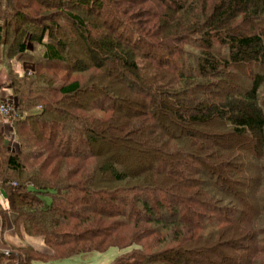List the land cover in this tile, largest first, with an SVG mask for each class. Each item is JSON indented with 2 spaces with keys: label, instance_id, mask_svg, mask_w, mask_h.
Instances as JSON below:
<instances>
[{
  "label": "trees",
  "instance_id": "obj_1",
  "mask_svg": "<svg viewBox=\"0 0 264 264\" xmlns=\"http://www.w3.org/2000/svg\"><path fill=\"white\" fill-rule=\"evenodd\" d=\"M77 1L102 11V0ZM159 2L162 12L125 30L123 20L114 25L120 13L111 7L115 16L89 21L66 12L78 30L71 59L50 25L29 33L43 45L46 61L97 71L57 88L50 85L55 78L41 77L42 103L12 85L23 100L12 116L21 149L10 151L0 134L1 235L11 218L20 234L42 238L51 253L11 245L9 254L0 250V264L51 262L110 247L126 249L110 264H240L242 254L235 259L223 248L254 233L260 212L242 209L232 170L244 166L246 143L264 150V76L254 75L251 86L238 91L227 69L264 64V0ZM189 42L201 49L193 67L181 48ZM52 90L60 98L46 94ZM23 122L31 135L18 129ZM28 146L34 157L44 156L40 162L23 161ZM258 248L264 254V246Z\"/></svg>",
  "mask_w": 264,
  "mask_h": 264
},
{
  "label": "rangeland",
  "instance_id": "obj_2",
  "mask_svg": "<svg viewBox=\"0 0 264 264\" xmlns=\"http://www.w3.org/2000/svg\"><path fill=\"white\" fill-rule=\"evenodd\" d=\"M9 1L11 2V5L7 6L6 2ZM159 1L160 0H102L97 3L100 7L99 9L102 7V11L95 12L97 7H93V10H91V7L84 8L78 4L77 0H0V23L4 24L3 19L5 18L7 23L9 22L8 25L4 24L6 25V32L4 33L5 39L4 42L0 44V101L7 102L14 108L15 111L16 105L23 101L14 93L15 87L20 88L22 92H25L27 97H32L33 103H42V101H40V95L43 94L42 87L46 84L44 85L42 83L43 80L41 77L50 76L55 78L56 80H53L54 82H50V85L54 83L55 85L53 84L52 88H57L61 83H68L74 79H79L82 82L87 81L90 74L97 71L94 68H90L88 72H76L71 69H67V66L69 65L68 62L62 63L58 61H46L43 57V45L31 41L29 39V33L38 35L42 26L50 25L54 31L55 38H60L62 46V43L66 44L64 49L65 51L63 50L62 53L67 59H71V57H73V55H75L79 49V41L75 40L76 31L78 30L68 19L65 14L66 12L81 15L89 21L91 19L94 20L95 16L98 15H100V18H104L107 15L115 16V14H108V10L110 11L109 8L111 7L114 13H116V11L120 13V15H118L119 20L116 21L114 25L117 27L118 23H121L123 20L125 30V26L132 27L136 22L143 23V21L146 20L150 21V19L147 18L148 13L159 11L162 12L163 8ZM134 17L137 18L134 19ZM20 43L26 44V50L24 52L19 50ZM181 48L186 52L183 54L185 55L186 61L190 60V63H192L190 66H195L194 63H196L197 60L194 58V56L201 51V49L196 46V42H189V44L183 43L181 44ZM215 48L219 49V51H221L223 54L226 51L225 49L222 50L221 47L219 48L218 46ZM175 57H173V59L176 60ZM227 70L230 71V77H232V81L234 79V84L238 85V91L250 87L252 77L254 75L258 74L264 76V64L259 65L257 63H250L247 66L234 65ZM12 85L14 87H12ZM230 85L233 86V84ZM231 86L229 89L233 91ZM224 89L227 88L224 87ZM262 91V102L264 105V84ZM46 94H50V96L54 98L53 101L58 99V97L60 98V94L54 90ZM40 106L41 105L38 107H32L31 112H38L40 110ZM91 112L93 113L92 115H99L101 113L98 110H92ZM14 113L9 116H3L0 114V134L2 133L1 142H7L8 149L12 152L18 153L21 148L15 137V130L13 127L15 118L12 117ZM23 115L25 116L26 112H23ZM25 124V122L21 123V126L18 127V129H20V132L23 133L27 131L31 135L32 129H29V124ZM215 127L218 129V126H213L210 128L207 126L205 129L211 130ZM241 141H245V139H242ZM35 142L38 144L37 149L40 150L39 147H41L42 144L40 141ZM246 146V148L249 147V151H246V156H241L240 162L241 165L243 163L244 166L232 170L236 179L235 181L237 182L233 183L231 187L233 189V186L236 187L235 191L239 193L237 195L238 198H240L245 203L243 206H241L242 209H245V212H249L251 215H257V213L260 212V218L258 219L257 224H254V227H252V229L254 228L255 230L254 233L248 231L246 235L242 236L241 238H237V242L235 241L230 245L231 248H223V251L225 252V255H229L228 253H230V255L234 257L236 255L238 256L239 253L242 254L243 259L239 260L240 264L242 262V264H244V259L247 257L249 259H253L254 264H264V254H258V251L260 250L258 248V243H260L261 247L264 246V233L257 235L256 232V230L258 231L259 228H264V150L255 151L254 147L249 143H246ZM1 148L2 146H0V149ZM28 148L31 150L28 149L27 152H24L22 156L25 163L33 164V162H40L43 159L44 156L42 158L34 157L33 155L36 154V152L34 153L35 149L29 146ZM0 156L3 159L5 156V150H1ZM231 174L229 173L226 175L229 180L232 176ZM240 175L245 176L246 181L244 178H240ZM24 178L25 176H21V180H24ZM241 180L242 183L237 185V183H240ZM13 184L17 185L15 182H13ZM256 190L258 192H255ZM256 193H258L257 196L263 198V200L260 199L261 201L259 202L255 197ZM257 203H261L263 208H260ZM25 236V233L22 232V234H20L19 230L15 229L14 225L10 223L6 226V229L2 235L0 230V250H3L5 254H9V251H11V245L29 244L34 246L36 244V242L31 243V241ZM241 243H244L246 249L242 247L243 244L241 245ZM34 247L41 252L51 253V250L47 248L46 245L42 247L37 245V248L36 246ZM125 250L126 249L110 247L106 251L102 252L91 251L63 260H54L51 262L33 261V264H110L118 254L124 252ZM235 259H237V257H235Z\"/></svg>",
  "mask_w": 264,
  "mask_h": 264
},
{
  "label": "built area",
  "instance_id": "obj_3",
  "mask_svg": "<svg viewBox=\"0 0 264 264\" xmlns=\"http://www.w3.org/2000/svg\"><path fill=\"white\" fill-rule=\"evenodd\" d=\"M14 108L5 101H0V114L3 116H9L13 114ZM15 114V113H14Z\"/></svg>",
  "mask_w": 264,
  "mask_h": 264
},
{
  "label": "crops",
  "instance_id": "obj_4",
  "mask_svg": "<svg viewBox=\"0 0 264 264\" xmlns=\"http://www.w3.org/2000/svg\"><path fill=\"white\" fill-rule=\"evenodd\" d=\"M10 223H12V219L11 218L8 219V225ZM12 235H14V234H12ZM25 237H27L31 241V243H35L36 242V244L37 245H40L41 247L42 246H45L44 241L41 238H38V237H29L28 235H26ZM36 244L34 246H36V248H37V245ZM39 249H42V248H39Z\"/></svg>",
  "mask_w": 264,
  "mask_h": 264
}]
</instances>
